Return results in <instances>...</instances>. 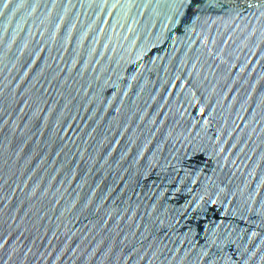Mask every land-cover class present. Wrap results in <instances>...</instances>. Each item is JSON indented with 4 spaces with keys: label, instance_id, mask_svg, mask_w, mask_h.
Wrapping results in <instances>:
<instances>
[{
    "label": "water",
    "instance_id": "water-1",
    "mask_svg": "<svg viewBox=\"0 0 264 264\" xmlns=\"http://www.w3.org/2000/svg\"><path fill=\"white\" fill-rule=\"evenodd\" d=\"M0 264H264V0H0Z\"/></svg>",
    "mask_w": 264,
    "mask_h": 264
}]
</instances>
